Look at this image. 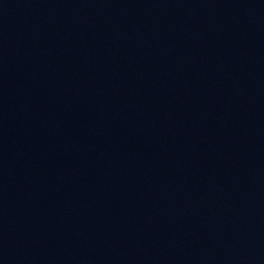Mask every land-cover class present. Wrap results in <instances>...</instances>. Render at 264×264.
Listing matches in <instances>:
<instances>
[{
	"label": "water",
	"instance_id": "1",
	"mask_svg": "<svg viewBox=\"0 0 264 264\" xmlns=\"http://www.w3.org/2000/svg\"><path fill=\"white\" fill-rule=\"evenodd\" d=\"M0 264H264V0H0Z\"/></svg>",
	"mask_w": 264,
	"mask_h": 264
}]
</instances>
